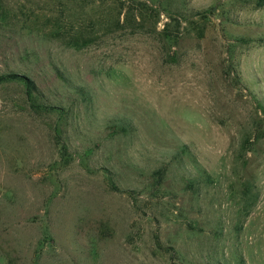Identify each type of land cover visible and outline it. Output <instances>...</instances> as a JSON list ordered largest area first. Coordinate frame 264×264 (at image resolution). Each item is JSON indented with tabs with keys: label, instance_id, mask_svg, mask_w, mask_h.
<instances>
[{
	"label": "rangeland",
	"instance_id": "rangeland-1",
	"mask_svg": "<svg viewBox=\"0 0 264 264\" xmlns=\"http://www.w3.org/2000/svg\"><path fill=\"white\" fill-rule=\"evenodd\" d=\"M0 0V264H264V3Z\"/></svg>",
	"mask_w": 264,
	"mask_h": 264
},
{
	"label": "trees",
	"instance_id": "trees-1",
	"mask_svg": "<svg viewBox=\"0 0 264 264\" xmlns=\"http://www.w3.org/2000/svg\"><path fill=\"white\" fill-rule=\"evenodd\" d=\"M259 3L260 5H263L264 0H260ZM8 81H22L27 86L29 91H31V88L32 89L34 88V82L25 75L11 73V74H5V75L0 76V85Z\"/></svg>",
	"mask_w": 264,
	"mask_h": 264
}]
</instances>
